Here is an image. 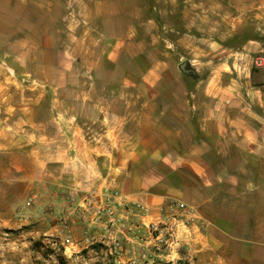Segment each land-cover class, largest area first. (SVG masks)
Listing matches in <instances>:
<instances>
[{"label": "crops", "instance_id": "0c3cea01", "mask_svg": "<svg viewBox=\"0 0 264 264\" xmlns=\"http://www.w3.org/2000/svg\"><path fill=\"white\" fill-rule=\"evenodd\" d=\"M187 48L201 66L181 85L116 88L106 114L80 97L75 104L35 101L0 122V264L22 263L27 247L36 253L34 241L56 248L66 238L69 264L109 256L143 264L151 243L144 225L172 218L177 203L205 232L180 230L187 244L162 259L264 264V68L249 71L247 56L230 58L210 40ZM113 193L148 210L131 233L94 221L91 204L105 205Z\"/></svg>", "mask_w": 264, "mask_h": 264}, {"label": "rangeland", "instance_id": "374dc122", "mask_svg": "<svg viewBox=\"0 0 264 264\" xmlns=\"http://www.w3.org/2000/svg\"><path fill=\"white\" fill-rule=\"evenodd\" d=\"M196 40L216 43L230 58L245 55L247 69L259 71L264 0H0V122L35 101L75 104L80 97L101 104L106 114L116 88L142 81L181 85V64L198 75L201 65L187 48ZM63 241L56 248L34 241L36 253L27 247L20 264H69ZM169 254L151 255L149 264H176L162 259ZM101 264L123 263L109 256Z\"/></svg>", "mask_w": 264, "mask_h": 264}, {"label": "built area", "instance_id": "2783aa9c", "mask_svg": "<svg viewBox=\"0 0 264 264\" xmlns=\"http://www.w3.org/2000/svg\"><path fill=\"white\" fill-rule=\"evenodd\" d=\"M256 66L258 68L264 67V59H257ZM86 202L87 200L85 203ZM31 205L32 202L29 201L27 206L30 207ZM91 210L95 222L101 224L105 221L104 224L109 230L116 231V229H119L123 233L133 232V228H136L135 226L139 228V224L148 214V210L145 207L129 204L123 201L117 193L108 194L105 205L94 207V204H91ZM173 210L174 215L170 213V217L172 218L144 225L150 236L151 243L150 255L147 258L144 257L142 260L143 263L149 264L151 255L162 256L166 253L177 254L181 251L183 245L187 243L184 241L185 239L183 237H178L180 230H182V234L186 232L190 226H195L201 232H205V226L202 221L198 217L190 214L186 204L177 203ZM119 214H122L124 218L119 219ZM65 230L68 231L67 228H65ZM70 243V238H66L62 245ZM55 246H58V242H55ZM117 246L121 247V244L117 243ZM187 262L189 263V260H187ZM133 263L136 264V260H134Z\"/></svg>", "mask_w": 264, "mask_h": 264}, {"label": "water", "instance_id": "95a60500", "mask_svg": "<svg viewBox=\"0 0 264 264\" xmlns=\"http://www.w3.org/2000/svg\"><path fill=\"white\" fill-rule=\"evenodd\" d=\"M179 70L186 77L196 78L198 76L196 71L193 68H191V66L188 62L181 64L179 67Z\"/></svg>", "mask_w": 264, "mask_h": 264}]
</instances>
